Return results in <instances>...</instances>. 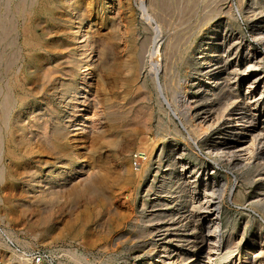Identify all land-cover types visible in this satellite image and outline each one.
Instances as JSON below:
<instances>
[{
    "label": "rangeland",
    "instance_id": "1",
    "mask_svg": "<svg viewBox=\"0 0 264 264\" xmlns=\"http://www.w3.org/2000/svg\"><path fill=\"white\" fill-rule=\"evenodd\" d=\"M141 2L0 0V264L12 254L5 243L19 253L45 248L60 264H192L195 256L199 264H264V42L254 33L264 21L247 19L244 9L224 28L243 34L241 54L251 45L261 64L242 66L260 79L208 99L201 92L206 64L197 58L212 43L224 15L219 10L235 12L238 0H153L147 11ZM157 25L172 31V52L177 48L171 74L162 78L165 94L180 111L179 97L189 96L192 108L181 116L190 128L213 121L197 136L198 146L159 97L151 63L160 44ZM133 61L139 76L127 69ZM88 63L86 92L78 83ZM246 110L259 116L246 119L249 126L235 135L229 122ZM83 114L89 119L81 128ZM19 121L30 132L28 147L19 141ZM58 129L66 134V152L48 139ZM129 131L135 138L125 137ZM235 144L242 157L228 160L224 152ZM138 149L153 157L135 165ZM127 165L131 180L122 178ZM63 174L56 194L45 197L42 190ZM93 183L102 187L101 197L87 190ZM210 229L221 243L209 261Z\"/></svg>",
    "mask_w": 264,
    "mask_h": 264
},
{
    "label": "bare ground",
    "instance_id": "2",
    "mask_svg": "<svg viewBox=\"0 0 264 264\" xmlns=\"http://www.w3.org/2000/svg\"><path fill=\"white\" fill-rule=\"evenodd\" d=\"M139 1V0H138ZM141 6L142 8L147 11L148 7L147 5L150 4V6L152 5L150 2L153 3V0H141ZM198 1V0H197ZM201 1V0H200ZM209 1V0H208ZM214 1V0H213ZM216 1V0H215ZM113 2H115V0H113ZM185 2V1H184ZM196 2V1H195ZM212 2V1H211ZM221 2V1H220ZM112 3V2H111ZM181 3V2H180ZM192 3V2H191ZM190 3V5H191ZM223 3V2H222ZM113 4V3H112ZM109 4V5H112ZM226 4V3H225ZM203 6L205 4H202ZM77 6H80V2H77ZM177 6V5H176ZM228 6V5H227ZM152 7V6H151ZM207 7V4L206 6ZM215 7V5L213 6ZM166 8V7H165ZM182 11V7H180ZM193 7L190 6L189 10L192 9ZM204 8V7H203ZM220 8V7H219ZM218 8V9H219ZM164 9V7H163ZM229 9V8H228ZM233 9V7H232ZM246 9L247 11L245 12V14L247 15V19H255V23L256 22H263L264 21V0H238V4H237V10L234 11H222L219 10L221 12H224L223 17L218 20V22H216V24H214V28L212 30V34H213V38L207 42L208 45V50L203 51L200 56L197 58L198 63H204L206 64V71L204 72V74L206 75V82H207V86L206 88L201 91L202 93H204L203 95L205 97H207L208 99L211 98V95H215L218 96V92L221 89H231L236 85L241 84L244 80H248L251 79L255 80V81H251V83L253 84L254 82H256L257 80H259L260 78L258 76H255V74H253V72H251L250 70H248L249 68L246 67V69L243 68L242 65L245 64H249L251 62L255 63V65H259L260 60L258 61L256 59V55L254 52H252V47L251 45L248 46V53L246 54H241L240 53V49L245 48V45L243 44V37L242 35H230L227 32V25L230 23V19L231 18H238V17H242L243 16V10ZM152 10V9H151ZM186 11V13L189 12ZM213 10V9H212ZM227 10V9H226ZM184 11V10H183ZM161 12V11H160ZM159 12V13H160ZM211 12V11H210ZM143 13V12H142ZM166 14V13H165ZM168 14V13H167ZM166 14V15H167ZM183 14H185L183 12ZM217 13H215L216 15ZM165 15V17H167ZM182 15V14H181ZM261 17H257V16ZM162 16V15H161ZM170 16V15H169ZM184 16V15H183ZM205 16V15H204ZM149 17V16H148ZM147 17V18H148ZM206 17V16H205ZM257 17V18H256ZM151 18V17H150ZM161 19V18H160ZM176 19V18H175ZM180 19V18H179ZM183 19V17H182ZM241 19V18H240ZM152 20V19H151ZM181 20V19H180ZM187 20V19H186ZM166 23L169 25H172L171 23V18H167L165 19ZM185 21V20H184ZM200 22V21H199ZM176 23V22H175ZM156 24V23H155ZM177 24V23H176ZM180 25V24H179ZM198 25V24H197ZM235 25V24H234ZM262 25V24H261ZM166 26V25H165ZM175 26V25H174ZM260 26V25H259ZM156 27V26H155ZM173 27V26H172ZM178 27V26H177ZM168 28V27H166ZM224 28H226L224 30ZM229 28V27H228ZM170 29V28H169ZM185 29V28H183ZM219 29H222V33H219ZM234 29V28H233ZM255 29L256 31L254 32L255 34H257V37L259 40H262L264 42V25H262V27H258V25H255ZM82 30V29H81ZM80 30V31H81ZM84 31H86V33L84 34V36L86 37L85 39L87 40V38L90 35V31L87 30V28L84 29ZM157 31H158V35L160 36L158 42L160 44L159 48L156 49V52L152 53L154 54L153 61L152 63V75L155 81V85L159 94V97L161 99V101L168 105V107L170 108L169 110L171 111V114L173 115V118L175 120H178L179 122H181V129H183L184 131H186L187 133V137L188 139L191 141V143L195 144L198 146V140H197V136L202 133L207 131V128L209 126H212L213 121L211 120L210 123H208L207 126L204 127L203 122H205L204 120L201 121V124H199L198 126L196 125V127L194 128H190L183 120V117L181 116V112L187 111L190 108H192V103L191 100L189 99V96L186 94L181 95V99H183L184 104H185V108H183V111H180L181 109L179 108V110L177 108H174L170 99L168 98L167 94H165V87L162 84V78L163 80L167 79L169 77V75L171 74L172 68H173V61L171 59V53H173L175 51L174 50L172 52V31L171 30H163V28L161 27V25H157ZM171 31V32H169ZM175 32V31H174ZM231 33V32H230ZM239 33V32H238ZM82 34V33H81ZM183 36V35H181ZM180 36V38H181ZM157 37V36H156ZM150 38V37H149ZM255 38V37H254ZM84 39V40H85ZM175 39V38H174ZM188 39V38H186ZM92 40V39H91ZM96 41V40H95ZM180 41V40H179ZM186 41V40H185ZM99 42V41H98ZM179 43V42H178ZM100 44V43H99ZM153 44V43H152ZM91 45V44H90ZM143 45V44H142ZM39 46V45H38ZM33 47V46H32ZM142 47V46H141ZM143 51V50H142ZM62 52V51H61ZM176 52V51H175ZM252 52V53H251ZM132 54L134 52H131ZM146 53V52H145ZM144 53V54H145ZM21 57V56H20ZM258 57V56H257ZM59 58V57H58ZM63 56L60 57V59H62ZM143 58V57H142ZM254 59H256L257 61H253ZM139 60V59H138ZM143 59H140V61H142ZM101 62V61H100ZM63 59L62 62L57 63L55 66V69L57 70V68L61 67L63 65ZM104 63V62H103ZM102 63V64H103ZM176 63V62H175ZM141 67V66H140ZM140 67L139 64L136 63L135 61H133V63L129 64V66L127 67L128 71H130V73L134 76H139L140 74ZM46 68V67H45ZM91 68H93L92 63H88L86 64V67L82 70L80 77H79V83L80 85H82L80 88H82L84 91L88 92L89 90H91L92 87V83L90 81L87 80L88 77V70H90ZM48 70V69H47ZM247 72V75L244 76V72ZM175 71V70H174ZM246 73V72H245ZM90 74V73H89ZM201 74V73H200ZM90 78V76H89ZM208 80V81H207ZM165 83V81H164ZM250 83V82H249ZM204 84V83H203ZM252 84H249L251 87ZM168 88V86H167ZM201 88V87H200ZM202 89V88H201ZM200 89V90H201ZM218 90V91H217ZM192 92V91H191ZM184 93V92H183ZM173 95H175L174 93H172ZM87 95V93H86ZM85 95V99L84 101H82V105L87 104V100L88 97ZM179 95V94H177ZM234 94H229V98H233ZM176 96V95H175ZM174 96V97H175ZM173 98V97H172ZM179 100V99H178ZM203 100V99H202ZM22 104H25L26 102L21 99ZM195 101V100H194ZM207 101V100H206ZM211 102V101H210ZM245 102V101H244ZM200 103V102H199ZM192 104V105H191ZM208 104V102H207ZM206 104V105H207ZM210 105V104H209ZM247 105V104H246ZM90 107V106H89ZM196 108V107H195ZM210 108V107H209ZM242 108V107H241ZM240 108V109H241ZM198 110V109H197ZM205 110V109H204ZM225 110V109H223ZM252 110H258L257 105H254V108H252ZM208 111V110H207ZM258 112V111H257ZM257 112H249L248 110L246 111H242L239 116L235 117V120L237 121V123L232 122V119L230 120V129L233 131V134L235 135H242L243 131L246 130V126L247 125L244 121H247L246 119L252 118L251 120H253L254 118H256L258 115ZM191 113V112H190ZM20 114V112H19ZM189 114V113H188ZM200 114V113H199ZM227 114V113H225ZM137 115V114H135ZM209 115V114H208ZM220 115V114H219ZM186 116V115H185ZM189 116V115H187ZM197 116V115H196ZM206 116V115H205ZM209 117V116H208ZM213 117V116H210ZM216 117V116H215ZM222 118V117H221ZM89 119L88 114H83L81 116L80 122L78 123V126L80 125L81 128H83L82 126H84V124H86V120ZM215 119V118H214ZM217 119H219V116L217 117ZM257 119V118H256ZM216 120V119H215ZM208 122V121H207ZM41 123L38 122L37 125H40ZM215 124V123H214ZM44 125V124H43ZM255 125V124H254ZM133 127V126H132ZM135 128V127H134ZM253 129V128H252ZM44 130V129H43ZM81 131V130H79ZM175 132H179V130L177 129ZM29 131L27 130V126L24 124H22L19 121V141L21 143L24 144V146L30 145V136H29ZM121 135V134H120ZM66 136V134L58 129L56 131L53 132L52 136H49L48 139L52 141V144L55 148L60 149L61 151H65L67 150L66 148V144L63 143L64 137ZM128 137L129 140L135 138V135L133 132H127L126 136ZM236 137V136H235ZM43 138V137H42ZM239 138V137H238ZM244 138V137H243ZM46 140V139H45ZM30 141V142H29ZM244 142V141H243ZM32 143V142H31ZM130 143V142H129ZM189 143V142H188ZM188 145V144H187ZM128 146V145H127ZM216 146V145H215ZM238 145H230L228 147L229 151L228 152H224L225 154H227L229 157H226L229 159L232 158H239V156L241 155L240 153H238L241 149L243 148H235ZM242 146V145H241ZM214 147V146H213ZM223 147V146H222ZM123 148V147H122ZM217 148V147H216ZM220 148V147H219ZM31 149V148H30ZM214 149V148H213ZM218 149V148H217ZM124 150V149H122ZM222 150V149H221ZM215 151V149H214ZM218 151V150H216ZM215 151V152H216ZM224 151V150H223ZM261 151V155L264 156V145L261 146L260 148ZM66 152V151H65ZM119 152V151H118ZM137 152H142V156H144V159H142V162L144 160H150L153 157V153L149 152L147 150L144 149H138ZM51 153V152H50ZM77 153V152H76ZM163 151H161V155H162ZM219 153H221L219 151ZM120 154V153H119ZM224 154V155H225ZM53 155V154H52ZM242 157V155H241ZM244 157V156H243ZM260 158V157H259ZM240 159V158H239ZM243 159V158H242ZM246 159V157H245ZM76 160V159H75ZM234 160V159H232ZM231 161V160H230ZM244 163V162H243ZM76 164V161H74V163H72L71 165H67L68 167L73 168L74 165ZM143 166V165H142ZM186 167V166H185ZM184 169V168H183ZM64 170V169H62ZM100 170V169H99ZM141 170V169H140ZM180 170V169H179ZM58 171V170H57ZM56 171V172H57ZM51 172V171H50ZM62 172V171H61ZM54 173V172H53ZM60 173V172H59ZM131 169L130 167L127 165L125 168H123L122 170V178L126 179V180H131L132 176H131ZM193 173V172H192ZM57 174V173H56ZM191 174V173H190ZM55 175V174H54ZM187 175V174H186ZM66 176V174H63L62 177L57 178L55 177L53 184L48 188L47 192L46 190H42V192L44 193L45 197L47 196V198H52V196H54L57 192L55 186L59 183H61V180L64 179ZM184 176V175H183ZM191 176V175H190ZM51 177V176H50ZM189 177V176H188ZM194 177V175H193ZM191 178V177H190ZM189 179V178H188ZM192 179V178H191ZM195 179V178H194ZM33 181H38L34 178H32ZM51 180V181H52ZM103 181V180H102ZM187 181V180H185ZM190 182V181H188ZM194 182V181H193ZM49 183V182H48ZM105 183V182H104ZM50 184V183H49ZM190 184V183H189ZM192 185V184H191ZM160 186V185H159ZM42 188V187H41ZM84 189V188H83ZM89 189V191H92L95 193V195L97 197H101L102 194V187L100 186L99 183H93L91 185L88 186L87 190ZM95 198V197H94ZM42 200H44L42 198ZM45 201V200H44ZM98 201V200H97ZM66 204V203H65ZM206 205V204H205ZM220 203L216 206V209L219 211L222 207H220ZM204 207V206H203ZM98 209V208H97ZM187 210V209H186ZM174 215V214H173ZM77 219L80 220V218L78 217ZM150 220V219H149ZM77 221V220H76ZM86 220H83V222ZM88 221V220H87ZM78 222V221H77ZM213 223V222H212ZM84 224V223H83ZM173 224V223H172ZM188 224V223H187ZM214 224V223H213ZM66 227H72V223L71 222H67ZM82 225V224H81ZM219 225V224H218ZM217 225V226H218ZM209 226V225H208ZM80 227V226H79ZM211 227V226H210ZM217 228V227H216ZM171 229V227L169 228ZM218 229V228H217ZM211 230V229H210ZM167 231V230H166ZM216 231V230H215ZM213 229L207 234V239L208 240V258L209 261L213 259V253L214 250L217 249L215 248V246L220 245V240L219 237L217 238L214 235ZM173 232V231H172ZM200 232V231H199ZM183 233V232H182ZM217 233V231H216ZM166 234V233H165ZM181 234V233H180ZM205 234V233H204ZM218 234V233H217ZM221 234V233H220ZM201 235V234H200ZM203 235V234H202ZM260 235V234H259ZM204 236V235H203ZM221 236V235H220ZM261 236V235H260ZM165 237V236H164ZM202 237V236H201ZM206 237V235H205ZM178 238V237H177ZM194 239V238H193ZM192 239V240H193ZM169 240V239H168ZM172 240V239H171ZM175 240V239H174ZM242 240V239H241ZM263 240V239H262ZM9 241H11V239H9ZM164 241V240H163ZM187 241V239H186ZM195 241V240H194ZM197 241V240H196ZM162 242V241H161ZM190 242V241H189ZM200 242V241H199ZM240 242V241H239ZM11 244H13V242H10ZM175 243V242H174ZM241 243V242H240ZM260 243V241H259ZM200 244V243H199ZM6 247L10 248L12 251V254L10 256V261L9 262H2V264H27V262L25 261L22 252L19 253V250L17 248H14L12 245L10 246L9 244H4ZM171 245V244H170ZM179 245V244H178ZM204 245V244H203ZM263 245V244H262ZM200 246V245H199ZM168 247V246H167ZM205 247V246H204ZM158 249V248H157ZM171 249V248H170ZM173 249V248H172ZM197 249V248H196ZM207 249V248H206ZM169 250V249H168ZM167 250V251H168ZM263 250V249H262ZM160 251H166L165 247H163L162 249H160ZM259 251V249H258ZM257 251V252H258ZM169 252V251H168ZM171 252V251H170ZM203 252V251H202ZM74 253V252H73ZM156 253V252H155ZM247 253V252H246ZM169 254V253H168ZM206 254V253H205ZM260 254V253H259ZM81 255H83L81 253ZM206 255V256H207ZM249 255V254H248ZM255 254H253L252 256H254ZM263 255V254H262ZM262 258V257H261ZM177 259V258H176ZM207 259V257L205 258ZM255 259V258H254ZM263 259V258H262ZM201 260V259H200ZM249 260V259H248ZM162 261V260H161ZM164 261V260H163ZM203 261V260H202ZM256 261V260H255ZM254 261V262H255ZM170 263V261H168ZM178 262V261H177ZM192 264H199V260L198 257H193L192 260ZM234 263H237V260H233ZM240 262V261H239ZM252 260V263H254ZM183 263V262H182ZM259 263V261L257 262ZM263 263V262H262ZM261 263V264H262ZM166 264V263H165ZM212 264V263H210ZM213 264H215V262H213Z\"/></svg>",
    "mask_w": 264,
    "mask_h": 264
},
{
    "label": "built area",
    "instance_id": "3",
    "mask_svg": "<svg viewBox=\"0 0 264 264\" xmlns=\"http://www.w3.org/2000/svg\"><path fill=\"white\" fill-rule=\"evenodd\" d=\"M134 164H138V160L144 159L142 152H135L133 155ZM19 250V247H18ZM22 255L27 264H60L51 251L37 247L29 250H22Z\"/></svg>",
    "mask_w": 264,
    "mask_h": 264
}]
</instances>
